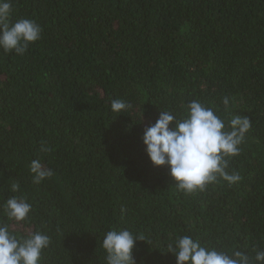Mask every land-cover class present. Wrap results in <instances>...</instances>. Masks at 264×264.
Segmentation results:
<instances>
[{"label":"trees","instance_id":"trees-1","mask_svg":"<svg viewBox=\"0 0 264 264\" xmlns=\"http://www.w3.org/2000/svg\"><path fill=\"white\" fill-rule=\"evenodd\" d=\"M19 18L42 32L22 56L0 50V204H32L17 230L50 236L41 264H104L112 227L145 237L136 264H175L174 234L264 250V0H13ZM111 99L132 108L113 113ZM192 100L251 128L227 169L242 179L185 196L141 138L161 110L179 116ZM37 157L53 176L34 184Z\"/></svg>","mask_w":264,"mask_h":264},{"label":"clouds","instance_id":"clouds-1","mask_svg":"<svg viewBox=\"0 0 264 264\" xmlns=\"http://www.w3.org/2000/svg\"><path fill=\"white\" fill-rule=\"evenodd\" d=\"M13 0H0V50L22 56L41 38V26L34 20L19 18L14 22ZM229 96L222 97L225 112L230 113ZM132 105L121 99H111L109 109L113 113H125ZM143 111L138 119H142ZM251 128L248 117L232 115L225 120L213 107L199 100L186 104L184 112L177 116L170 110H161L154 123L143 130L142 144L150 163L155 167L166 166L177 192L193 196L203 192L210 184L220 180L229 186L239 182L238 172L227 171L229 159L240 153V145ZM50 149L41 141L39 152ZM32 182L53 176V170L37 157L30 161ZM19 183L11 185L17 192ZM32 204L23 196H10L0 204V264H41L42 253L51 243L49 235L41 231L17 229L30 222ZM125 212L121 208V214ZM136 241H145L143 234L128 228L112 227L102 234L100 247L104 252V264H136L133 248ZM175 257V264H264V250L255 255L233 247L230 251L202 242L189 234H174L167 244V252Z\"/></svg>","mask_w":264,"mask_h":264}]
</instances>
